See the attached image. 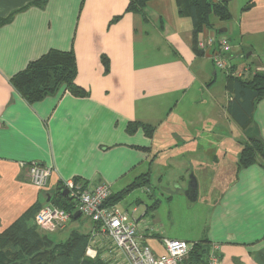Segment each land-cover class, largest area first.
Returning <instances> with one entry per match:
<instances>
[{
    "label": "crops",
    "instance_id": "obj_1",
    "mask_svg": "<svg viewBox=\"0 0 264 264\" xmlns=\"http://www.w3.org/2000/svg\"><path fill=\"white\" fill-rule=\"evenodd\" d=\"M127 2L0 0V233L73 178L105 183L156 255L162 237L207 239L218 245L220 264H264V160L238 161L249 138L264 142V96L246 127L228 109L232 103L235 112L242 82L264 75V0H238L236 29L200 32L230 47L234 37L250 53L221 73L198 44L194 50L191 20L174 0H147L142 12H125ZM52 52L72 53L73 81L85 94L62 84L29 103L10 80ZM130 123L151 132L141 125L129 132ZM29 163L53 168L47 189L30 183ZM146 173L145 186L124 192ZM191 175L195 199L186 195ZM40 231L57 241L89 235L86 250L125 262L84 216Z\"/></svg>",
    "mask_w": 264,
    "mask_h": 264
},
{
    "label": "trees",
    "instance_id": "obj_2",
    "mask_svg": "<svg viewBox=\"0 0 264 264\" xmlns=\"http://www.w3.org/2000/svg\"><path fill=\"white\" fill-rule=\"evenodd\" d=\"M146 1L128 0L125 12H142ZM229 1L174 0L177 12L191 20L192 44L196 52L198 50L197 42L200 32L205 28L213 27V24L210 22L211 15L221 20L229 18ZM251 5L252 2L250 1L244 9L250 8ZM219 29L218 27L214 30L216 34L223 33ZM201 54H203V51H201ZM74 71L75 64L72 53L52 52L35 62L29 63L24 71L16 74L10 81L15 90L29 103L54 92L62 84H65L73 94L83 95L85 94V90L73 81ZM263 96L264 75L256 73L250 81L242 82L238 88L237 94L234 97L236 99L234 105L235 112L233 113L232 103L228 106V109L230 113L232 111V116L236 121L246 127L248 125V113L252 111L254 102ZM138 125L141 124H128L127 131H133ZM143 127L148 133L151 132V127L146 125ZM251 138V144L248 142V139L243 144L242 150L239 153L238 161L240 165L252 163L258 155L264 160V142L257 137ZM147 181L148 173L140 175L124 189V192L132 188L145 186ZM74 182L78 181L74 179ZM49 194L50 199L48 202L70 212V221L73 220L76 208L68 196L61 195V190L59 189L58 192L52 195L51 193ZM114 196H109L106 205H114V201L111 200ZM41 207L39 204H34L0 233V264H110L100 254L96 253L95 257H90L86 254V246L88 243L90 244L89 235L73 233L67 239L57 241L48 236L47 233L40 231L39 227L34 223V216ZM210 249L211 242L207 239L193 241L187 257L179 262V264L183 261H187L189 264H209L207 259ZM77 250L78 253L73 256ZM55 253H57V257L62 254L64 260L52 259L51 256Z\"/></svg>",
    "mask_w": 264,
    "mask_h": 264
},
{
    "label": "built area",
    "instance_id": "obj_3",
    "mask_svg": "<svg viewBox=\"0 0 264 264\" xmlns=\"http://www.w3.org/2000/svg\"><path fill=\"white\" fill-rule=\"evenodd\" d=\"M197 44L204 53H207L208 59L218 70H230L231 63L227 56L231 47L226 38H216L214 34L208 35L199 37ZM234 73L241 75L237 70H231V74ZM23 164L26 163L22 162ZM52 169L51 166L42 167L29 163L30 183L39 189H47ZM80 184L68 179L64 181V188L67 189V196L74 203L75 208L95 224L98 232L106 236L125 260L123 262L114 257L110 264H179L187 257L193 241L162 237L164 253L154 254L149 246L143 243L142 237L136 233V227L127 220V215L116 205H106L111 191L105 183ZM70 219V212L47 203L36 212L34 223L39 229L53 231L64 227ZM86 251L90 257L95 255L92 249ZM207 260L209 264H220L221 255L216 243H211Z\"/></svg>",
    "mask_w": 264,
    "mask_h": 264
},
{
    "label": "rangeland",
    "instance_id": "obj_4",
    "mask_svg": "<svg viewBox=\"0 0 264 264\" xmlns=\"http://www.w3.org/2000/svg\"><path fill=\"white\" fill-rule=\"evenodd\" d=\"M245 2V1H244ZM236 3H237V5H236ZM238 0H233V2H232V6L230 7V11H229V13H230V16H229V18L227 19V20H221V19H219L218 17L216 18L214 15H211V17H210V21H211V23L213 24V26H215V27H219V28H228V32H230V26H233V29H236V21H237V10H238ZM219 36H221L219 33H217ZM230 44V43H229ZM232 50H231V53H230V63H231V61L234 59V58H236L237 59V61H240L241 59H242V57H244L245 56V54H247L248 53V51L247 52H245V51H243V49H242V47L241 46H239V45H237V40L233 37V39H232ZM256 53H259V50H257L256 51ZM256 55H258V54H256ZM256 57L254 56L251 60H253V59H255ZM260 58H262L261 56H260ZM219 71V70H218ZM220 72V71H219ZM238 74L239 73H241V70L239 69L238 71ZM221 73V72H220ZM218 84V83H217ZM217 84H215V85H217ZM250 139H252V138H249V141L248 142H250V144H251V141H250ZM173 161L174 160H171V163L170 164H172L173 163ZM161 176V175H160ZM166 176H167V174H166ZM63 188H64V186H63ZM170 189L171 190H173L174 191V189H172V187H170ZM66 196H67V194H66ZM47 203H49V202H47ZM46 203V204H47ZM80 216H82V215H80ZM30 231V230H29ZM66 232V231H65ZM64 233V232H63ZM32 240V239H31ZM161 242V244H162V241H160ZM78 253V250L77 251H75L74 252V254H73V256L75 255V254H77ZM86 254H87V251H86ZM57 255V253H55L53 256H51V258L52 259H54V260H59V261H63L64 260V258H63V255L62 254H60V256L59 257H57L56 256ZM88 255V254H87ZM96 256V254L93 256V257H95ZM73 261V260H72ZM81 261H82V259H81ZM56 263V262H55ZM82 263V262H81Z\"/></svg>",
    "mask_w": 264,
    "mask_h": 264
},
{
    "label": "water",
    "instance_id": "obj_5",
    "mask_svg": "<svg viewBox=\"0 0 264 264\" xmlns=\"http://www.w3.org/2000/svg\"><path fill=\"white\" fill-rule=\"evenodd\" d=\"M219 31H221V32H226V28H220ZM249 54H250V53H247L245 56L247 57ZM196 188H197V186H196V179H195L194 176L191 175V177H190V181L188 182V186H187V189H188V190H187V192H186V195H187L189 198L192 197V199H195ZM44 193H45V195H46V200H47V202H48L49 199H50V194H49V192H44ZM67 193H68V191H67L66 188H64V189L62 190V192H61V194H62L63 196H66ZM190 199H191V198H190ZM79 214H80L79 211L76 210L73 216H74V217H78Z\"/></svg>",
    "mask_w": 264,
    "mask_h": 264
},
{
    "label": "bare ground",
    "instance_id": "obj_6",
    "mask_svg": "<svg viewBox=\"0 0 264 264\" xmlns=\"http://www.w3.org/2000/svg\"><path fill=\"white\" fill-rule=\"evenodd\" d=\"M69 179H71V180H73V178H69ZM66 180H68V179H66ZM74 181V180H73ZM77 210V209H76ZM80 213V212H79ZM74 215V214H73ZM81 215V213L79 214V216ZM74 217V216H73ZM74 218H76V217H74Z\"/></svg>",
    "mask_w": 264,
    "mask_h": 264
}]
</instances>
